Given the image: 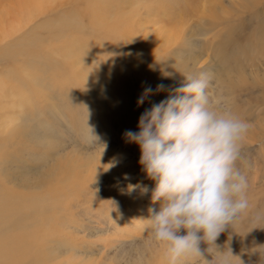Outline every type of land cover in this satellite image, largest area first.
<instances>
[{
	"label": "rangeland",
	"instance_id": "374dc122",
	"mask_svg": "<svg viewBox=\"0 0 264 264\" xmlns=\"http://www.w3.org/2000/svg\"><path fill=\"white\" fill-rule=\"evenodd\" d=\"M0 35V174L31 200L36 236L51 231L50 263L169 264L141 221L155 182L124 133L204 74L211 105L251 125L236 161L249 207L214 244L264 264V0H0Z\"/></svg>",
	"mask_w": 264,
	"mask_h": 264
},
{
	"label": "clouds",
	"instance_id": "9594fccd",
	"mask_svg": "<svg viewBox=\"0 0 264 264\" xmlns=\"http://www.w3.org/2000/svg\"><path fill=\"white\" fill-rule=\"evenodd\" d=\"M164 87L158 85L157 91ZM208 87L204 74L185 77L166 99L141 114L139 131L124 133L128 142L139 146V163L155 182L151 200L159 202V210L150 207L149 217L141 221L146 222L150 241L165 248L169 264L185 256L203 264H231L230 250L217 251L214 242L249 207L247 180L236 161L251 125L214 108ZM152 92L145 88L138 104ZM138 187L148 192L146 186L129 185L131 190ZM209 246L216 254L206 260Z\"/></svg>",
	"mask_w": 264,
	"mask_h": 264
},
{
	"label": "bare ground",
	"instance_id": "6f19581e",
	"mask_svg": "<svg viewBox=\"0 0 264 264\" xmlns=\"http://www.w3.org/2000/svg\"><path fill=\"white\" fill-rule=\"evenodd\" d=\"M4 51L5 48L2 45L0 47V60L3 57ZM1 169L0 163V172ZM30 174H35V172H31ZM1 176L0 174V264H27L26 261L28 264H60L61 259L50 263L46 253V248H48L46 245H52L53 243V236L49 233L51 231L39 237L32 231L34 222L30 218L33 215V211H30V209L33 208L31 206L29 209L27 206L31 205L27 202L29 201L30 203L31 201L29 197L24 192L19 194L20 197L18 193L13 191L6 192L5 181L2 178L3 176ZM48 184V180L44 178L40 182L39 187L40 189H46ZM49 201L51 200L48 197L46 202ZM16 205L22 207L21 213L16 208ZM55 208L58 209V206L55 205ZM38 211L41 213V216L47 213L45 210L38 209ZM49 217H46L43 224L47 226L51 225ZM14 227L16 228L14 229ZM25 230L27 231L26 234L24 233Z\"/></svg>",
	"mask_w": 264,
	"mask_h": 264
}]
</instances>
